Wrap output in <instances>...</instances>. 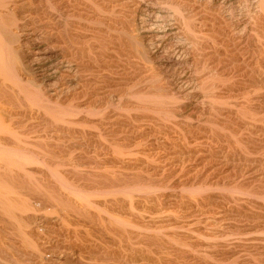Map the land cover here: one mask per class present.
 I'll list each match as a JSON object with an SVG mask.
<instances>
[{"label": "bare ground", "instance_id": "1", "mask_svg": "<svg viewBox=\"0 0 264 264\" xmlns=\"http://www.w3.org/2000/svg\"><path fill=\"white\" fill-rule=\"evenodd\" d=\"M152 53L203 73L202 121L180 118ZM34 202L66 210V245L42 242L58 220L33 226ZM55 248L264 264V0H0V264Z\"/></svg>", "mask_w": 264, "mask_h": 264}, {"label": "rangeland", "instance_id": "2", "mask_svg": "<svg viewBox=\"0 0 264 264\" xmlns=\"http://www.w3.org/2000/svg\"><path fill=\"white\" fill-rule=\"evenodd\" d=\"M103 25H100V27H102ZM104 27V26H103ZM141 32V31H140ZM139 34H141V33H139ZM153 54V53H152ZM162 54V55H161ZM153 56H157V57H155V63H160V62H162V63H164V65H167V66H170V67H161V70L163 71L162 72V74H164L165 76L167 75V77H170V79H169V81H170V84H171V86H170V89L172 90V92L174 93V95H176L177 96V98H178V100H179V102L181 103V104H183L182 105V109H183V111H181L180 113H182V115H183V117H182V115L180 116V118L182 119V120H184V119H186V117H187V120H188V122H191V123H197L198 121H202V120H199V119H197L196 118V115H195V113L193 112V111H195V110H198L199 109V111L201 110V109H203V111L204 112H206V111H208L209 110V104H207V103H205V102H207L206 100H204L205 102H202L201 103V101H203L202 99H198L197 97H199L200 95H201V93L203 92L202 90H201V88H198V87H196L195 88V90H193L194 88V86H196V84H195V82L194 81H197V79H199V78H201L203 75V73L201 74L200 72H199V74H198V72H197V74H196V72H193L192 70L190 71L189 69H188V67L186 68L185 66V68L183 67V68H178V67H180V62L181 63H184V61H185V59H183V58H178L175 54H173V53H171V54H163V53H156V55L155 54H153ZM182 60H183V62H182ZM176 64H177V66H176ZM175 67H177V70H175ZM174 68V69H173ZM188 71H187V70ZM184 71V72H183ZM173 72H174V74H173ZM187 72V73H186ZM201 74V75H200ZM199 75V76H198ZM198 77V78H197ZM189 79V80H192L191 82L189 81V83L187 82V81H183V80H185V79ZM197 78V79H196ZM182 79V80H181ZM187 82V83H186ZM185 83V84H184ZM193 90V91H192ZM101 92H102V90H100ZM196 96V97H195ZM182 101H181V100ZM184 106V107H183ZM207 108V109H206ZM188 111H190V112H188ZM194 113H192V112ZM140 114L141 112L140 111H137V110H135L134 112L132 111V114ZM193 114V115H192ZM191 115H192V118H191V121L189 120L190 118H188V117H191ZM193 119V120H192ZM186 120V121H187ZM196 120H197V122H196ZM193 121V122H192ZM62 154V153H61ZM41 169V170H44L45 172H47L48 170H49V168H46L45 169V166L43 167H41L40 165H39V167H37V170L38 169ZM66 167H62L60 170H62V171H65V170H67V169H65ZM48 169V170H47ZM50 171V170H49ZM48 174L50 173V172H47ZM49 175H51V173L49 174ZM92 186V185H91ZM96 187H98V186H96ZM30 188H29V186L28 185H25L23 188H22V190H23V192H25V190H26V192H29L30 190H29ZM31 189H32V187H31ZM34 189V188H33ZM32 189V190H33ZM179 189V188H178ZM178 189H175L174 191H178V192H180V190H178ZM215 189V188H214ZM213 189V190H214ZM216 189H218V188H216ZM214 190V191H217V190ZM221 189V188H220ZM219 189V190H220ZM224 189V188H223ZM21 190V191H22ZM31 190V191H32ZM218 190V191H219ZM222 190V189H221ZM227 190V189H226ZM229 190V189H228ZM227 190V191H228ZM39 191H41V190H38V191H36L37 193L39 192ZM91 191V190H90ZM226 191V192H227ZM35 192V190H33V192L32 193H36ZM173 192V191H172ZM219 192H221V191H219ZM222 192H225V190L224 191H222ZM229 193L231 192L230 190L228 191ZM227 192V193H228ZM41 193V192H40ZM44 191H42V194L44 195ZM174 193V192H173ZM175 193H177V192H175ZM42 194H40V195H42ZM92 194H94V193H92ZM42 195V196H43ZM207 195V193H205L204 194V196H206ZM45 196V198H46V196L47 195H44ZM94 196H95V194H94ZM93 196V197H94ZM198 198H199V196H200V198H203L204 196H203V194L201 195V194H199V195H196ZM199 198V199H200ZM47 199H49V198H46V200ZM45 200V201H46ZM49 201V200H48ZM47 201V202H48ZM56 204V203H55ZM51 205H53V204H51ZM36 206V209L38 210V209H43L44 211H40L39 212V210L38 211H36V212H38L37 214H36V221L37 222H34L33 223V226H38V227H40L41 225H43V226H46L47 224H45V223H47V221H57V224H56V228L58 227L59 229H49L50 230V234H51V236H50V234L48 233V231L49 230H46L45 229V231L47 232V234H45V233H43L42 234V232H41V234H42V237L44 238V239H42V242H46L47 241V239H48V241H51V244H59V243H61L62 244V246H63V244L64 245H66V243H65V241L64 240H62V239H66L64 236L67 234V231H65L67 228H65V227H67L66 226V223L64 224V221H63V219H64V215H66V213L67 212H65L64 210V212L62 211V208H61V206L59 205V206H54L55 208H57L56 210H55V208L53 207V206H51L54 210H55V212H54V210L53 209H50L51 207H50V203H49V205L47 204V206H44V207H40L39 206V204L38 203H36V202H34V207ZM37 206L39 207V208H37ZM60 207V208H59ZM45 208H49V209H47V210H45ZM58 209H60L61 210V212H60V210L59 211H57ZM60 215H63L62 217H63V219H62V217L60 216ZM59 216V217H58ZM57 218V219H56ZM8 217H7V228L9 229L10 228V231H12L13 229H15L14 227H13V225L12 224H10V219H9V221H8ZM62 219V220H61ZM8 223H9V225H8ZM37 223V224H36ZM63 225H65V227L63 226ZM63 228H62V227ZM6 228V229H7ZM11 228H12V230H11ZM62 230H61V229ZM7 229V230H8ZM65 229V230H64ZM59 230H61V232L62 233H60V231ZM9 231V230H8ZM16 231V230H15ZM58 232V233H56V232ZM12 233H13V235H15L16 234V232H14V231H12ZM64 233V234H63ZM59 234V235H58ZM20 235V233H17L16 234V236H19ZM60 235H63L62 237L60 236ZM14 237V238H18V241H19V243L18 244H20V242L22 243V242H24L23 241V239L22 238H20L19 239V237H21V235L19 236V237ZM57 236V237H56ZM12 237V236H11ZM10 237V238H11ZM64 237V238H63ZM8 238V240H9V237H7ZM57 240H56V239ZM61 238V239H60ZM21 240V241H20ZM59 243H58V242ZM63 241V242H62ZM24 244L26 245V246H22L21 244V246H22V248L23 247H25V250H29L31 247L30 246H28V244H26L25 242H24ZM28 246V247H27ZM27 248H29V249H27ZM24 249V248H23ZM30 251V250H29ZM70 250H66V251H64L63 250V248L61 249H57V248H55L51 253H48V255L47 254H45V255H43L44 256V258L45 259H55L53 262H55L54 264H67L66 263V260H67V258L66 257H70L71 256V258L73 259V260H78L79 259V257L77 256V254L75 253V254H73V253H71L70 254V252H69ZM67 252L69 253V255L67 254ZM67 254V255H66ZM47 255V256H46ZM22 259V260H21ZM24 258H20V260L22 261V263H24V260H25V262H28V260L26 261V259H24ZM220 258H218V260H219ZM236 257H229V258H226V259H221V260H217L218 262H219V264H240V261L237 259ZM232 260L233 261H235V262H232ZM224 261V262H223ZM2 263L1 264H5V262L7 263V261H1ZM18 263H21L19 260H18ZM30 263V261L28 262V264ZM25 264H27V263H25ZM32 264V263H31Z\"/></svg>", "mask_w": 264, "mask_h": 264}]
</instances>
